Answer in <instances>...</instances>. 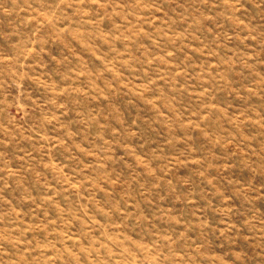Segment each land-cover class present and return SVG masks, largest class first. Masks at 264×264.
Wrapping results in <instances>:
<instances>
[{"label":"rangeland","instance_id":"1","mask_svg":"<svg viewBox=\"0 0 264 264\" xmlns=\"http://www.w3.org/2000/svg\"><path fill=\"white\" fill-rule=\"evenodd\" d=\"M0 264H264V0H0Z\"/></svg>","mask_w":264,"mask_h":264}]
</instances>
